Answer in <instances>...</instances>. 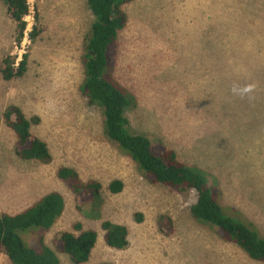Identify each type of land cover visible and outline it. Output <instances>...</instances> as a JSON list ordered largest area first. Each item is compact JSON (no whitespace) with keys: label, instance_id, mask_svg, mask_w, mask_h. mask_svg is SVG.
Segmentation results:
<instances>
[{"label":"rangeland","instance_id":"obj_1","mask_svg":"<svg viewBox=\"0 0 264 264\" xmlns=\"http://www.w3.org/2000/svg\"><path fill=\"white\" fill-rule=\"evenodd\" d=\"M28 3L27 32L35 26L40 35L17 46L9 21L5 30L0 28V63L6 55L15 62L20 55L28 57L36 39L47 49L56 42L59 58L62 54L64 62H78L74 88H50L49 97L38 74L30 81L9 82L0 74V115L16 106L29 120L37 119L31 130L52 157L47 165L21 160L13 131L0 126V214L20 213L51 192L64 202L49 230L21 233L23 241L33 247L42 235L56 251L57 233L77 235L78 224L98 235L82 264H263L192 218L195 192L149 184L130 157L107 141L101 109L88 105L80 91L84 75L78 57L95 21L86 0ZM124 11L127 24L108 56L113 77L134 100L124 112L132 130L208 173L206 183L220 204L235 208L264 233V220L242 208L250 202L247 196L264 197V0H134ZM57 71L51 69L44 81L50 83ZM60 167L75 170L83 183L100 182L99 199L77 205L57 178ZM112 180L122 182L117 194L107 189ZM166 218L171 225H163ZM104 221L127 228L125 249L105 245ZM55 254L60 264H73L68 256ZM0 264H11L3 253Z\"/></svg>","mask_w":264,"mask_h":264},{"label":"trees","instance_id":"obj_2","mask_svg":"<svg viewBox=\"0 0 264 264\" xmlns=\"http://www.w3.org/2000/svg\"><path fill=\"white\" fill-rule=\"evenodd\" d=\"M132 1L134 0H86L95 21L84 45V80L80 87L82 95L87 99L88 105L101 109L103 133L107 141L130 157L149 184L168 187L178 193L195 192L196 202L190 209L192 218L201 225L217 230L223 241L235 244L249 259L264 264V238L253 224L238 216L236 211L225 209L218 203L206 183V177L209 178L210 175L196 166L181 162L173 149L153 143L148 136L135 133L124 115L127 107L135 105L134 100L113 77L108 53L127 24L124 6ZM0 2L6 7L7 18L15 24L14 41L20 46L27 27L24 20L29 12L27 1ZM38 34V28L34 26L28 37L33 40ZM26 58L27 56H22V60L15 66L14 58L6 55L0 63L3 81L21 78L25 73ZM37 122V119H27L16 106H9L0 115V126L4 123L14 133L15 154L21 160L38 161L47 165L52 161L50 151L46 143L30 131L31 124ZM56 175L74 194L77 205L83 201H94L91 197L99 199L102 188L100 182L89 180L83 183L75 170L67 167L58 168ZM122 187L120 180H112L107 189L111 194H117ZM63 211V198L59 193L51 192L20 213L0 214V253L11 264H60L56 251L68 256L73 264L87 262L98 235L92 230H82L78 224L75 225L79 232L77 235L69 231L57 233L54 239L56 251L45 245L42 235L38 236L33 247L26 244L20 236L21 233H29L34 229L49 230ZM136 217L137 222H140L141 217ZM166 224L171 225L167 218L163 225ZM101 229L107 247L123 250L128 246V233L124 225L104 221Z\"/></svg>","mask_w":264,"mask_h":264},{"label":"crops","instance_id":"obj_3","mask_svg":"<svg viewBox=\"0 0 264 264\" xmlns=\"http://www.w3.org/2000/svg\"><path fill=\"white\" fill-rule=\"evenodd\" d=\"M5 13H6V7L4 6V8H3L0 5V20L2 21V23L0 21V28L3 30H5L4 27L8 26L9 21H11L9 19L7 21L2 19L3 16L6 17ZM12 25H15V24H12ZM38 31H39L38 35H40V32H41L40 28ZM52 41H54V40L52 39ZM34 43H35V46L31 52V54H29V56L27 57V61L25 64V66H26L25 67V73L18 80H22V81L29 80L30 81L32 79H35V78H33L34 74H38L40 77L39 80L43 83H47V85H48V87H46V89H48V93L45 94L47 97H49L50 88H52L54 90L56 88H61V89H66V90L74 88L73 87V84H74V66H76V62H78V61H74V60L68 61L65 59L66 62H69V63H66V62H64V60L62 58V54L59 58L58 51H57L58 49H55V47H54V46H57L56 42H54V43L49 42V48L48 49L44 48V45H40V44H43V41H39V39L34 40ZM50 46H53V48H51ZM8 47H9V44H7L5 51L8 49ZM83 55H84V53H83ZM83 55L80 54L78 58H81V60H83ZM64 58H65V56H64ZM61 66H63V67H61ZM51 69H56L58 71L56 72V75L54 74L55 76L50 80V83H49L48 82L49 79L47 81H44V78L48 77L49 71H50V75L52 76ZM34 91L35 90L30 91V93H33ZM42 94L43 93L36 94V95L41 96ZM34 100H36V99H34ZM36 104H38L37 101H36ZM31 126H32V124H31ZM31 126H30V131L34 136H36L32 132ZM36 137H38V136H36ZM39 139L42 140L41 138H39ZM42 141L44 143H46L44 140H42ZM47 147H48V145H47ZM217 196H218V194H217ZM217 196H216V200H217ZM246 198H250V202H247L246 205H242V208L244 209L247 207V208L255 210L256 213L254 212V218L256 216V218L264 220V197L255 199V198H251V197L247 196ZM217 201L220 204L219 200H217ZM221 206L225 209H232L233 211H236L238 216H241L242 218H244L242 216V214L238 210H236L235 208L229 207L227 205L225 207L223 205H221ZM13 215H15V214H13ZM244 219H246V218H244ZM248 222L255 225V222L253 223L250 220ZM254 227L264 237V233L262 232V230H260V228H258L256 226H254Z\"/></svg>","mask_w":264,"mask_h":264},{"label":"built area","instance_id":"obj_4","mask_svg":"<svg viewBox=\"0 0 264 264\" xmlns=\"http://www.w3.org/2000/svg\"><path fill=\"white\" fill-rule=\"evenodd\" d=\"M27 1V5H28V8H29V12H28V15L27 16H25L24 17V20L27 22V20H26V18L30 15V6H29V3H28V0H26ZM28 30H27V27H26V30H25V32H24V39H28L29 37H28V34H29V32H27ZM23 39V40H24ZM22 43V42H21ZM20 46H21V44H20ZM22 59H21V55L18 57V59L16 60V62H15V66H17L18 64H19V62L21 61Z\"/></svg>","mask_w":264,"mask_h":264},{"label":"clouds","instance_id":"obj_5","mask_svg":"<svg viewBox=\"0 0 264 264\" xmlns=\"http://www.w3.org/2000/svg\"><path fill=\"white\" fill-rule=\"evenodd\" d=\"M26 22V21H25ZM26 24H27V22H26ZM115 224H118V223H115ZM120 225H122V224H120ZM127 229V228H126ZM94 249V248H93ZM92 252V251H91Z\"/></svg>","mask_w":264,"mask_h":264}]
</instances>
